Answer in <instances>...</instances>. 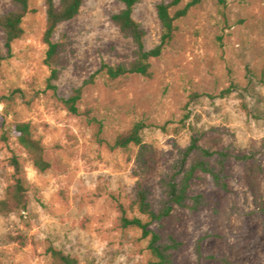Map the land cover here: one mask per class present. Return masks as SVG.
Listing matches in <instances>:
<instances>
[{
  "label": "rangeland",
  "instance_id": "1",
  "mask_svg": "<svg viewBox=\"0 0 264 264\" xmlns=\"http://www.w3.org/2000/svg\"><path fill=\"white\" fill-rule=\"evenodd\" d=\"M12 1L0 0V13ZM159 1L141 0L134 9L147 48L160 41ZM30 5L35 11L23 20L25 34L0 69V201L14 179L13 154L29 195L26 211L0 215V264H54L50 246L79 264H148L149 238L121 226L119 204L140 215L129 206L136 189L148 187L157 205L163 175L193 135L212 151L231 153L228 187L199 171L190 192L204 194L208 204L197 211L175 206L152 228L165 240L172 234L182 242L172 264H264V0H227L226 20L217 0H201L176 21L174 39L152 60V77L111 80L100 74L85 86L79 106L103 122L105 138L146 124L144 161L140 146L98 144L95 128L59 99L103 62L134 59L132 41L110 19L123 8L121 0H84L80 13L58 26L53 39L64 42L65 51L56 93L47 89L45 0ZM22 121H30L42 139L51 163L46 172L10 132Z\"/></svg>",
  "mask_w": 264,
  "mask_h": 264
},
{
  "label": "trees",
  "instance_id": "2",
  "mask_svg": "<svg viewBox=\"0 0 264 264\" xmlns=\"http://www.w3.org/2000/svg\"><path fill=\"white\" fill-rule=\"evenodd\" d=\"M184 0H161L156 3L155 9L160 23V41L152 48L145 44L146 30L134 16V9L141 0H121L123 8L111 12L110 19L118 27L121 34L129 38L134 46V59L129 63L109 64L103 62L100 67L78 87H74L67 96H59L63 106L74 115H82L94 130V139L98 144L106 145L110 149L128 148L131 145L141 147L139 159L144 161L145 145L143 143L142 131L146 124L142 121L136 122L130 129L119 133L113 140L103 136V122L99 120L92 109H81L79 103L83 97L86 85L94 83L98 75L105 74L111 80L119 77L139 74L152 77V60L162 55L170 45L177 30L176 21L186 16L190 10L198 5L201 0H189L181 6ZM220 14L226 20L227 0H217ZM84 0H45L47 23L43 35V41L47 45L44 63L50 68V76L47 79V89L57 92L55 82L61 74V59L65 51V43L55 41L53 36L58 26L75 18L81 10ZM30 0H13L12 8L0 13V31L2 33L4 52L0 50V69L4 60L13 55V43L21 39L25 34L23 20L27 14L34 12ZM231 91L227 88L223 94ZM197 93L191 95L192 98ZM18 143L27 151L35 167L46 172L51 168L50 161L45 156V146L40 137H37L34 127L30 121L14 122L10 125ZM193 155L197 157L193 159ZM231 153L220 150L212 151L200 144V137L193 135L192 139L184 148H180L178 156L173 162L170 170L166 172L161 180L163 187L162 198L154 205L151 200V191L148 187H138L129 209L140 215L129 214L128 207L120 203V224L123 228H138L143 237L149 238L148 248L151 257L148 264H172L174 262V251L182 246V242L174 235H169L165 240L162 235L152 228L154 223H161L172 213L175 206L190 208L197 211L208 204L204 194L192 195L190 192L192 182L196 174L201 171L212 176L217 186L227 189L228 187V161ZM10 164L15 169L13 182L7 187L5 198L0 201V215L8 216L12 213L26 211L29 204L28 188L25 186L21 176L23 168L16 154L10 157ZM264 213V206L262 207ZM203 238L199 240V246ZM48 252L51 254L54 264H79L76 256L65 253L63 250L50 246Z\"/></svg>",
  "mask_w": 264,
  "mask_h": 264
}]
</instances>
